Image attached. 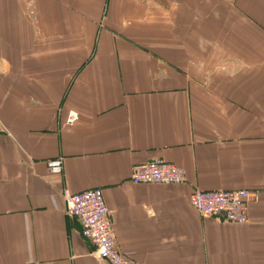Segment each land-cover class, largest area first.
Instances as JSON below:
<instances>
[{"label": "crops", "instance_id": "1", "mask_svg": "<svg viewBox=\"0 0 264 264\" xmlns=\"http://www.w3.org/2000/svg\"><path fill=\"white\" fill-rule=\"evenodd\" d=\"M260 82L264 0H0V264H108L63 210L96 187L137 262L264 264ZM155 158L185 180L129 179ZM239 189L243 223L188 202Z\"/></svg>", "mask_w": 264, "mask_h": 264}, {"label": "built area", "instance_id": "2", "mask_svg": "<svg viewBox=\"0 0 264 264\" xmlns=\"http://www.w3.org/2000/svg\"><path fill=\"white\" fill-rule=\"evenodd\" d=\"M70 121V119H69ZM49 171L61 172V159L48 160ZM129 179L134 183L179 184L185 180L180 167L161 159H152L132 167ZM252 192L239 190H194L188 202L197 212L225 222L246 221L247 204ZM64 213L80 224L81 235L94 244V254L108 264H142L123 254L117 247L111 220L101 188L75 193L63 191Z\"/></svg>", "mask_w": 264, "mask_h": 264}, {"label": "rangeland", "instance_id": "3", "mask_svg": "<svg viewBox=\"0 0 264 264\" xmlns=\"http://www.w3.org/2000/svg\"><path fill=\"white\" fill-rule=\"evenodd\" d=\"M70 4H71V2H69ZM102 20V19H101ZM89 51V50H88ZM93 50H91L90 49V51H89V54L88 55H86L87 57H89V56H91V55H93ZM260 84H261V86L262 85H264V82H260ZM76 117L75 116H72V118L70 119V120H73V119H75ZM172 164V163H171ZM252 195H253V193H252ZM115 241H116V239H115ZM117 244V243H116Z\"/></svg>", "mask_w": 264, "mask_h": 264}, {"label": "bare ground", "instance_id": "4", "mask_svg": "<svg viewBox=\"0 0 264 264\" xmlns=\"http://www.w3.org/2000/svg\"><path fill=\"white\" fill-rule=\"evenodd\" d=\"M57 159V158H56ZM59 159H61V158H59ZM62 163V162H61ZM48 167V166H47ZM49 169V168H48ZM51 172H56V170H52ZM58 173V172H57Z\"/></svg>", "mask_w": 264, "mask_h": 264}]
</instances>
